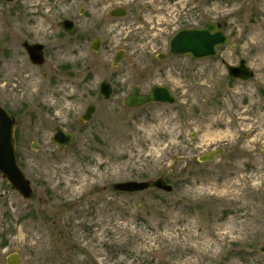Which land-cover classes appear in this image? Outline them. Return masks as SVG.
Masks as SVG:
<instances>
[{
  "label": "rangeland",
  "instance_id": "1",
  "mask_svg": "<svg viewBox=\"0 0 264 264\" xmlns=\"http://www.w3.org/2000/svg\"><path fill=\"white\" fill-rule=\"evenodd\" d=\"M142 2L152 5V0ZM62 3L0 0V97L19 113L17 162L34 193L23 198L0 176V264H6L10 252L19 255V264L261 260L264 0L214 2L211 15L225 20L227 34H235L210 58L158 60L152 37L145 41L130 32L128 56L118 68H110V53L105 52L96 58L82 55L76 77H43L27 70L17 74L19 60L12 50L27 36L26 23L55 22L75 14L80 1ZM120 3L134 6L131 0ZM107 6L93 14L104 15ZM130 10L134 16L139 13L138 7ZM13 22L20 25L14 27ZM125 35L122 29L113 35L109 52L124 46L120 38ZM239 59L254 72L247 81L230 78L222 62L235 64ZM90 60L95 65L89 77L84 65ZM103 79L112 85L111 96L99 102L84 99L89 86L94 90ZM135 84L144 93L155 84L167 85L175 101L126 107L123 99ZM75 85L80 89L70 88ZM89 101L97 106L94 118L79 128V112ZM47 107L61 117V124L77 128V141L64 151H57L49 132L43 139L35 137L36 128L51 130L57 124L49 120L53 115ZM30 110L39 112L34 124L25 115ZM217 148L225 153L198 161L201 154ZM164 172L170 192L152 187L131 193L113 189L115 182L155 179ZM248 247L255 252L247 253Z\"/></svg>",
  "mask_w": 264,
  "mask_h": 264
},
{
  "label": "flooded vegetation",
  "instance_id": "2",
  "mask_svg": "<svg viewBox=\"0 0 264 264\" xmlns=\"http://www.w3.org/2000/svg\"><path fill=\"white\" fill-rule=\"evenodd\" d=\"M75 1L78 0H63L62 4L66 5ZM79 1L80 4L78 5L77 12L75 14L69 13L64 16L57 17L55 22H50L48 20H31L26 23L27 36L22 38L19 41L18 47L16 46V48L12 50L15 51V56L19 60V62L16 63L15 68V71L18 72L17 74L25 75L27 70L39 72L43 77H76L77 73H79L81 69V60H79V58L82 55H86L88 58H96L97 54L105 52L110 53V68H118L128 56L129 48L128 44L126 43V39L128 35H130L127 33L130 32L135 35H139V37L145 41H149L150 37H152L153 43L156 46L154 55L158 60H167L173 56H186L191 58L188 55L175 54L170 50V40L172 36L179 30L201 28L205 26L208 21H213L219 22L221 24L222 30L226 32L225 20L219 18L217 19L210 13L211 9H214V2L217 0H152V5L142 4V0H131L134 3V6H125V4L120 3V0ZM138 3L142 4V6H140ZM104 4H109V6L106 7L104 15H94L93 13H99V11L102 10ZM70 7L71 6H68V8ZM134 7H138L139 13L137 16L130 14V9H133ZM42 10L36 9L35 12L40 13L43 12ZM51 15L52 14H49V16ZM31 16L34 17L33 15ZM64 20L71 21V27L73 29L72 33H69L61 26V23ZM39 24L46 26L45 28H48L50 33L48 32L47 34L46 32H43L40 29L43 27H40ZM13 25L15 27L16 25L20 24L19 22H13ZM82 27L86 28L87 30H84ZM120 29H122V32H126V35L120 38V41L124 46L116 47L112 52H109L110 39L114 34H116L117 31H120ZM25 44H27L28 47H26ZM221 47L222 46L217 47L216 54ZM115 58L118 59L116 64H114ZM94 65L95 64L92 63V61L84 65L89 77L92 76ZM133 67H135V64H133ZM141 76H143V74H141ZM99 86L100 83L94 88V90L91 86H89L90 90L85 92L83 98H95V100L98 102L103 100L104 98L98 99ZM138 86L140 87V85ZM80 87V85H75L71 86L70 88L76 91L77 89H80ZM90 105L94 106V111L91 114V118L89 120L83 119V115ZM0 106H2L11 116H13L16 121L13 127V136L15 139L16 149V138L18 137L16 128L18 125H20L18 119L19 113L10 109L2 101L1 97ZM96 107L97 106L95 103L89 101L86 104L84 110L79 112L76 121V124L79 128H85L86 125L92 121L96 112ZM45 110L53 115L49 118V120H51V122L56 121L57 124L53 125L51 130L39 127L36 128L34 131L36 133L35 137L37 139H43L47 135V132H49L48 135L50 137V141L52 142V137L55 131L59 129L64 133H72L74 136V141L65 148H60L57 144L52 142L56 146L57 151H64L74 145V143L77 141V128H75V126L70 127L69 124H61V117L54 116L53 108L47 107ZM38 113L39 112L35 110H30L29 112L26 111L25 115L34 124V120L38 118H35V115ZM31 146L34 150H37L35 143H32ZM217 149H221L222 153L215 154L214 157L223 155L225 153L224 148ZM263 247L264 243L258 247V256L262 259L255 262V264H264V251H262ZM245 251L249 254L255 252L253 248L249 247L245 249ZM13 253L15 252H10L5 255L6 264H9L8 258Z\"/></svg>",
  "mask_w": 264,
  "mask_h": 264
},
{
  "label": "water",
  "instance_id": "3",
  "mask_svg": "<svg viewBox=\"0 0 264 264\" xmlns=\"http://www.w3.org/2000/svg\"><path fill=\"white\" fill-rule=\"evenodd\" d=\"M11 2L14 0H5ZM253 20H251L252 22ZM71 21L64 20L61 26L69 33L73 32ZM235 32L227 34L221 28L219 22L208 21L201 28L182 29L176 32L170 40V50L175 54L188 55L193 59L213 57L219 46L230 43ZM28 47L27 44H25ZM114 60V64L117 62ZM227 74L233 79L247 81L253 77L254 72L244 59H239L232 64L225 60L222 61ZM112 93V86L107 79H103L99 86L98 99H108ZM175 96L167 85H153L148 92H141L140 87L135 85L123 99L126 107H138L148 102L173 103ZM94 111V106L90 105L83 115V119L89 120ZM16 121L2 106H0V175L6 179L12 189L16 190L23 198L33 197V190L29 179L18 165L16 159L15 139L13 127ZM74 141L72 133H64L57 129L52 137V142L60 148H65ZM221 149L205 152L198 157V161H210L215 154H221ZM163 175L148 180H125L113 184V189L118 192H137L148 188H156L166 192L172 190V185L165 180ZM264 251V247L262 248ZM9 264H19V255L15 252L8 258Z\"/></svg>",
  "mask_w": 264,
  "mask_h": 264
}]
</instances>
